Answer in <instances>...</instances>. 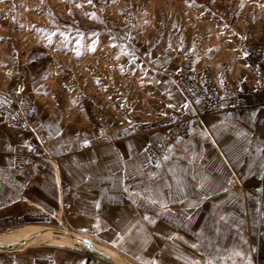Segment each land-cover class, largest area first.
<instances>
[{"label":"crops","instance_id":"crops-1","mask_svg":"<svg viewBox=\"0 0 264 264\" xmlns=\"http://www.w3.org/2000/svg\"><path fill=\"white\" fill-rule=\"evenodd\" d=\"M57 53L40 49L22 56L19 66L13 65L17 57L0 61V91L24 88L33 96L48 141L37 169L19 171L14 149L30 134L8 124L0 111V223L50 218L74 233L130 248L140 264H253L264 106L198 115L172 85L162 98L190 111L189 119L185 132L153 159L146 147L163 143L165 128L143 131L107 117L116 114L106 112L107 100L121 111L119 95L107 96L103 82L96 85L89 75L73 84L80 69L61 67L64 55ZM86 254L41 244L15 258L84 264Z\"/></svg>","mask_w":264,"mask_h":264},{"label":"rangeland","instance_id":"rangeland-1","mask_svg":"<svg viewBox=\"0 0 264 264\" xmlns=\"http://www.w3.org/2000/svg\"><path fill=\"white\" fill-rule=\"evenodd\" d=\"M261 35L264 3L259 0H0V61L17 57L13 65L19 66L22 56L28 58L40 49L63 53L58 64L81 71L75 72L73 84L78 85L82 74L89 75L96 85L103 82L107 96L119 95L121 111L108 100V104H99L100 108L105 104L106 112H116L107 117L122 124L133 122L143 131L165 128L163 152L154 158L146 147L153 159L160 158L168 140L175 137L170 133L174 124L178 128L184 115L190 114L175 109L162 96L168 95L173 85L188 103L184 87L190 83L204 86L230 81L240 87L256 86L257 78L245 61V53L248 38ZM83 57L86 60H81ZM13 90L17 89L0 92L5 97ZM19 90L36 106L30 93ZM51 221L32 217L0 223V249H15L0 250V264H24L17 263L15 257L41 244L83 251L66 245L67 240L106 246L125 263L140 264L130 256V248L109 246L98 236H83L64 223ZM45 237L62 242L22 241ZM112 240L115 243V237ZM24 246L31 247L22 249ZM38 259L55 264L49 258Z\"/></svg>","mask_w":264,"mask_h":264},{"label":"built area","instance_id":"built-area-1","mask_svg":"<svg viewBox=\"0 0 264 264\" xmlns=\"http://www.w3.org/2000/svg\"><path fill=\"white\" fill-rule=\"evenodd\" d=\"M245 61L256 75L257 85L236 86L230 81L222 85L211 82L204 86L187 84L184 87L189 106L198 115L213 111L236 110L264 106V35L249 37L246 44ZM0 110L7 122L30 134L29 141L17 145L14 149L16 168L26 174L33 173L41 159L47 155V138L41 131L40 115L33 101L22 90L5 93V99L0 102ZM188 115H184L179 127L176 125L171 134L185 132ZM140 127L141 124H138ZM177 128V129H176ZM166 143L151 144L147 151L152 157L159 156ZM67 194V191L64 192ZM257 238L253 255V264H264V167L258 184ZM21 220L29 218L21 217ZM45 220V217H41ZM10 222V221H9ZM35 264H53L48 259H38ZM84 264H113L96 255H86Z\"/></svg>","mask_w":264,"mask_h":264},{"label":"bare ground","instance_id":"bare-ground-1","mask_svg":"<svg viewBox=\"0 0 264 264\" xmlns=\"http://www.w3.org/2000/svg\"><path fill=\"white\" fill-rule=\"evenodd\" d=\"M52 236H54V235H52ZM47 239L50 241V243L52 242V243H54V244H56V243H60V242H62V240L61 239H51V238H48V237H45V238H34V239H32V238H28V239H24V240H22L23 242H24V244H27V243H41V242H47ZM7 240H11V239H7ZM17 240H19V239H17ZM21 240V239H20ZM83 240V239H82ZM6 241V240H5ZM16 241V240H15ZM14 241V242H15ZM48 241V242H49ZM68 241V242H67ZM67 241H64L65 242V244L66 245H68V246H73V247H80V248H82V247H88V245L91 247V248H94V249H97V250H99V251H101L102 253H104V254H106L110 259H118V260H121V262H123V263H125L126 262V260L125 259H123L120 255H118L116 252H114L111 248H109V247H104V246H102V247H100L99 245L97 246V245H95V244H88V243H81V244H78V243H74V242H72V241H70V240H67ZM67 242V243H66ZM10 243H12V241L10 242ZM20 243V242H19ZM23 245V244H22ZM6 248V247H5ZM8 248V247H7ZM131 264V263H130Z\"/></svg>","mask_w":264,"mask_h":264},{"label":"water","instance_id":"water-1","mask_svg":"<svg viewBox=\"0 0 264 264\" xmlns=\"http://www.w3.org/2000/svg\"><path fill=\"white\" fill-rule=\"evenodd\" d=\"M11 249L12 250H15L13 248H7V247L6 248H3V249H0V250L3 251V250H11ZM82 250L83 251H86L87 253H91L93 255H96V256L104 259L105 261H108V262L113 263V264H130L129 262L128 263H123V262H121L118 259H110L106 254L102 253L101 251H99L97 249L91 248L89 245L86 248H83L82 247Z\"/></svg>","mask_w":264,"mask_h":264},{"label":"snow or ice","instance_id":"snow-or-ice-1","mask_svg":"<svg viewBox=\"0 0 264 264\" xmlns=\"http://www.w3.org/2000/svg\"><path fill=\"white\" fill-rule=\"evenodd\" d=\"M88 2H89V3H91V0H88ZM77 54H79V53H77ZM245 54H246V53H245ZM17 91H19V89H17ZM169 107H171V105H169ZM184 107H185V108H187V107H188L187 103H185ZM84 143H85V144H87V143H88V141H87V140H85V141H84ZM145 219H147V217H145ZM153 264H155V262H153ZM209 264H211V262H210V261H209Z\"/></svg>","mask_w":264,"mask_h":264}]
</instances>
